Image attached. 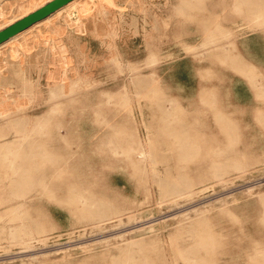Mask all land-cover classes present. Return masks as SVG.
Wrapping results in <instances>:
<instances>
[{
    "label": "rangeland",
    "instance_id": "rangeland-1",
    "mask_svg": "<svg viewBox=\"0 0 264 264\" xmlns=\"http://www.w3.org/2000/svg\"><path fill=\"white\" fill-rule=\"evenodd\" d=\"M113 1L130 6L119 8ZM180 3L181 0H83L0 47V99H7L0 102V107H15L13 96L18 93L19 81L14 68L42 92V102L64 67L70 68L71 76L77 74L74 68L79 66V74L100 71L109 85L121 82L122 75L111 60L117 50L138 61L143 72H157L149 88L132 95L110 89L102 95L101 104L89 107L86 116L59 130L54 126L45 132H30L25 139L26 149L36 150L27 170L30 175L57 170L58 166L54 169L42 162H49L53 152L58 151L62 157L59 160L64 162L59 169L70 172L69 178L97 194L107 195L114 205L134 211V217L124 215L121 221L84 225L87 220H79L57 198L40 196L37 184L29 193L26 207L35 219L40 214L44 222L48 220L44 215L50 211L58 226L51 227L43 240H33L28 245L0 241V264H116L128 255L136 264H189L183 255L203 239L213 241L214 247L198 248L193 254L205 257L208 263L264 264L256 256L258 250L264 249V95H257L248 77L253 73L264 76V25L255 27L250 16L243 19L231 13L228 17L239 22L236 25H243L242 29L237 31L231 23L227 25L229 29L220 26L198 32L203 36L212 29L221 36L216 42L228 45L226 51L192 48L189 43L197 27L187 28L181 23L186 12L178 9ZM26 4L27 0H0V26ZM203 11L206 15L209 9ZM125 14L128 18L136 15L146 32L141 28L134 33L126 23L120 25ZM118 26L119 33L113 38L108 33ZM70 36H78V42L84 43L94 60L90 68L79 63L77 45ZM151 56L156 62L146 67L144 61ZM8 83L12 88L6 95L4 86ZM96 87L90 88L92 99L99 96ZM168 101L172 102L170 111L174 117L163 110ZM26 106V113L14 110L18 117L0 115V131L35 127L32 120L15 125L8 120L39 114L47 108L46 103L38 101L26 102ZM82 110L75 107L69 111L78 114ZM218 111L224 122L230 123V133L217 124ZM140 137L150 140L155 170L161 177L182 173L184 178L205 176L203 182L194 185L192 193L174 199L161 200L158 184L148 194L146 185L134 174L138 169L108 147L109 141L118 146H138ZM47 138L50 143L46 146L51 151L48 154L42 152V141ZM196 147L199 150L193 151ZM215 148L227 151L218 153ZM182 154L189 156L188 163L184 160L180 164ZM236 160L246 162L248 167H213L215 162L225 165ZM213 170L229 172L218 178L211 174ZM14 178L15 174L0 165V215L4 223L11 216L8 209L22 199L11 197Z\"/></svg>",
    "mask_w": 264,
    "mask_h": 264
},
{
    "label": "bare ground",
    "instance_id": "bare-ground-1",
    "mask_svg": "<svg viewBox=\"0 0 264 264\" xmlns=\"http://www.w3.org/2000/svg\"><path fill=\"white\" fill-rule=\"evenodd\" d=\"M49 1L51 0H27V4L20 7L19 13L5 21L0 26V30L40 8ZM82 1L83 0H71L47 17L35 22L25 30L0 43V47L14 42L20 36L30 32L33 28L39 26L41 23L51 19L63 11L71 10V8L77 6ZM113 4L119 8L130 6V3L127 2L118 3L113 1ZM178 9H181V11L184 10V12H186V18H182L181 23L186 25L187 28L190 26L197 27V32L192 37L193 42L189 43L190 47L196 49L203 48L223 49L225 51L227 50L228 45L226 46V43L216 42V38H221V36L216 34L214 31H210L212 29L204 33L203 36H200L198 32L201 30L204 31V29L207 28H220V26H224L226 29H229L230 27H227V25L231 23H234L237 31L242 29L243 25H236L239 22L231 19V17H228V15L231 13L234 15L239 14L238 16L242 17L243 19H248L250 16L251 18L249 20L251 21V24H254L255 27L264 25V0H181V3L178 5ZM206 9H209V12L205 15L203 10ZM223 12H226V14H223ZM145 18L146 17L144 16V23L147 22V19ZM120 19V25L126 23L134 30V33L140 31L141 28L145 29L144 25H140L139 18L136 15H129L128 18L125 14L122 15ZM223 20H225L227 23L223 24ZM118 33L119 26L117 28L114 27L109 31L108 34L114 38ZM70 37L77 45L76 53L79 54V63L84 65L87 69L90 68V66L93 65L94 60L89 57V53L85 49L84 43L82 44L78 42V36ZM112 46H114L115 50L118 49L116 44H112ZM111 60L116 64L117 73L122 75L121 82H116L109 85L100 71L97 73H94L93 71H87L84 74H79V66L74 68L77 74L75 76H71L68 74V70L70 68L64 67L61 76L58 77L59 79H54L55 81L49 89V96L44 102L40 101L44 99L42 92L26 76H24L20 70L12 67L14 70H16L19 81V84L16 85L18 93L13 96L15 107H0V115H7V117H11L14 114L15 116L13 117H18L14 110H21L26 113L24 111L27 107L26 102H28V104L35 101H38L39 103H46L47 108L39 114H26V116H22V119H8L14 121V125L20 121L31 122L32 120V122L37 124L33 128H13V133L11 131H0V165L6 166L9 173L16 175V178L11 181V183H13L10 187L12 190L11 197H22L21 201L17 203V205H14L8 209L11 212V216L8 220L9 222H2L3 215H0V241L4 240L8 244L28 245L33 240H43L51 227L53 228L58 226L55 216L50 213V211H47L44 215L46 218H48L47 222H44L43 219L39 217L40 214H38V218L36 217L35 219L31 211L28 209V207H26L27 199H29V193L35 189L34 187L37 184L41 187L40 196L45 195L46 197L48 196V198H57L60 205L69 206L71 212L80 218L79 220H87L84 225L98 226L107 221H121L124 215L134 217V211H126L125 208L114 205V203L107 198V195L97 194L95 191L78 184L76 180L69 178L70 172L59 169L64 165V162L59 160L62 157L61 153L58 151L53 152L52 159L49 162H42V165H51L54 167V169L58 166L57 170L55 169L49 173L45 172L38 174L37 176H32L30 175V170L29 172L27 171L31 165L30 160L33 159L35 156L34 153H36V150H33V148L26 149L25 139L28 138L30 132H45L48 130L47 128H53L54 126L59 130V128L63 127L65 124H70L77 121L79 117L86 116L87 110L90 106L101 104L104 101L102 95H106L108 92H110V89L117 92L123 91L126 94L132 95L134 92L139 93L140 89L143 90L149 88L153 81H155V77L157 76L156 70L150 69L143 72L138 61L126 58L123 53L118 50L113 52ZM144 62L146 67H150L155 64L156 59L154 56H151ZM248 77L250 85L253 88H256L257 95L263 96L264 76L260 77V74L253 73ZM94 86H97L96 89L99 96L95 99H92V97H89V93L90 88ZM4 87L6 88L5 94L9 95V92H11L12 83H8ZM79 94L84 95V98L79 97ZM210 99H212V97L205 98V102L209 101ZM6 100V98L0 99V102H5ZM171 103V101L166 102L163 106V110L170 116L174 117V113L170 111L172 106ZM75 107H82V112L77 114L75 112L69 111ZM215 116L217 124L222 127L226 133H230L231 125L226 121L224 122L223 114L218 111L215 113ZM260 116V122H262V113ZM9 134L11 135L10 138L6 137ZM179 142L180 141H178V143ZM42 143L43 146L45 145L42 152L47 154L51 152L48 149L50 147L46 146V144L48 145V143H50V138L44 139ZM108 147L114 152L116 156L128 159L129 163L138 169L134 174L139 175V181L146 185L145 190L148 194L151 195L154 184H158L161 200L174 199L187 193H192L195 190L194 185L203 182L205 177L204 176L202 178L196 179L192 178V176H187L184 178L183 175H180L182 173H179V175L175 176L161 177L158 171L155 170L156 162L153 150L154 148L151 146L149 139H142V137H140L138 146L131 145L128 147L118 146L116 143L109 141ZM180 149L183 150V147ZM197 149L198 148L196 147V149L193 151H197ZM214 151L220 153L221 148H215ZM222 151L226 152L227 148L224 150L222 149ZM180 156V164L185 163L184 160H187V163L189 162V156L183 154ZM189 160L192 161L193 158ZM213 167H234L236 169H243L248 167V164H246L244 161L236 160L232 163H226L225 165L215 162ZM227 172L229 171L213 170L211 174L218 178H223ZM1 200H4V198L2 197ZM211 247H214L213 241H207L203 239L192 247L194 248L193 251H189L187 254H184L183 257H185L189 264H216L215 262L208 263L206 262L205 257H199L193 254L196 253L195 251L198 252L200 249L208 250V248ZM256 254L257 257L259 256L261 258V262L264 263V249L258 250ZM116 264L136 263L134 258L128 255L116 262ZM144 264L149 263L145 262Z\"/></svg>",
    "mask_w": 264,
    "mask_h": 264
},
{
    "label": "water",
    "instance_id": "water-1",
    "mask_svg": "<svg viewBox=\"0 0 264 264\" xmlns=\"http://www.w3.org/2000/svg\"><path fill=\"white\" fill-rule=\"evenodd\" d=\"M70 1L71 0H51L40 8L34 10L33 12L27 14L26 16L1 29L0 43L8 40L15 34L25 30L35 22L47 17L48 15H50L51 13H53L54 11H56L57 9H59Z\"/></svg>",
    "mask_w": 264,
    "mask_h": 264
}]
</instances>
